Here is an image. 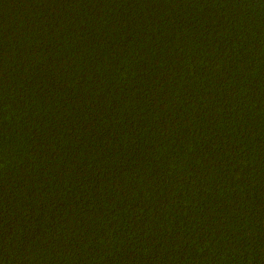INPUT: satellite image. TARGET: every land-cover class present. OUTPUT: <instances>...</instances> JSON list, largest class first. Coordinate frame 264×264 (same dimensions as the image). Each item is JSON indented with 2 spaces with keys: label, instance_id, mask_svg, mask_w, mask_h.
Masks as SVG:
<instances>
[{
  "label": "trees",
  "instance_id": "trees-1",
  "mask_svg": "<svg viewBox=\"0 0 264 264\" xmlns=\"http://www.w3.org/2000/svg\"><path fill=\"white\" fill-rule=\"evenodd\" d=\"M0 264H264V0H0Z\"/></svg>",
  "mask_w": 264,
  "mask_h": 264
}]
</instances>
